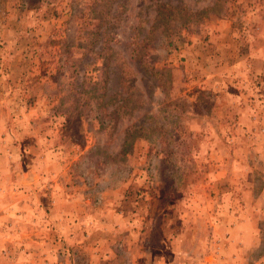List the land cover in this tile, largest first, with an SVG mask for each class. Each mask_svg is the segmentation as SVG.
Masks as SVG:
<instances>
[{
  "label": "rangeland",
  "instance_id": "374dc122",
  "mask_svg": "<svg viewBox=\"0 0 264 264\" xmlns=\"http://www.w3.org/2000/svg\"><path fill=\"white\" fill-rule=\"evenodd\" d=\"M47 1L0 0L2 169L9 152L22 163L33 150L47 176L40 192L76 190L79 216L84 207L106 215V201L115 203L128 219L112 231L130 229L139 243L113 245L115 264L135 253L143 264H264V133L247 131L240 114L264 109L261 95L237 88L231 63L234 47L249 51L247 34L254 50L264 45V0ZM223 21L237 43L225 38L220 51ZM98 25L104 41L92 34ZM95 229L79 220L73 243L52 240L55 259L33 264L101 261L87 234ZM22 248L20 236L0 239V264H26Z\"/></svg>",
  "mask_w": 264,
  "mask_h": 264
},
{
  "label": "crops",
  "instance_id": "0c3cea01",
  "mask_svg": "<svg viewBox=\"0 0 264 264\" xmlns=\"http://www.w3.org/2000/svg\"><path fill=\"white\" fill-rule=\"evenodd\" d=\"M45 4L58 6L59 2L57 4V2L49 0ZM220 25L221 31L225 29L224 21L221 22ZM234 30L235 29L229 27L228 34L225 31L220 33V51L225 48V45L229 46V44L223 40L225 38L230 39L231 42L237 43V40L233 39L235 36L237 37L236 31ZM253 33L255 32L253 31ZM258 33L259 29L255 34ZM255 36L254 34L246 35L245 40L251 44L249 51L239 53L236 47H234L235 50L233 49L234 53L231 56V63L235 61L234 67L236 68V73L233 77H236L234 80L237 82L235 83L237 88L244 84L242 86L248 89V91L251 90L255 95L256 100L261 95L259 102L261 104L257 103L256 105H261L262 109H264V45L258 51L254 50L253 45L255 44ZM233 56H235V60ZM257 62L260 66L256 65ZM257 75H259V77H257ZM256 79L258 81L254 84L253 81ZM220 80L221 85H226L224 84L226 82L222 83L223 79L221 76ZM233 91L237 92L235 90ZM260 112L261 110H251L250 107L249 109H246V111L243 112V110H241L240 112V114L242 113V116L247 117V120L249 121L247 122L249 127L246 130L250 131V125L253 124L254 126L252 129L255 128V135L260 130H262L261 133H264V112H262V114H260ZM5 156L6 154L4 152L0 154V158L2 159H5ZM22 156L25 158V161L20 163L16 160L17 156H15V152H9L8 158H11L13 162L10 163L9 167L5 170L2 169L3 166L0 164L1 173H3V171L9 173V177H3V182L0 183V229L4 226V228H8L9 231L2 233L0 230V239L1 241H4V239L20 236L23 245L22 253H25L27 258L26 264H33L34 260H42L44 263L45 258H48L49 255L52 256V259H55V253L51 254L49 251L52 240L54 241V244H56L54 248L60 247V244L62 243L61 240H63L62 237H64V240L68 243H73L75 241L74 238L76 237V232L72 231V228L77 227V222L79 220H84L86 229L92 230L91 232L96 228L95 233L91 234L87 232V234L93 237L92 243L94 245L90 246L93 252L92 255L97 256V258L102 257L101 261L91 260L86 264H115L111 260L107 261L108 258L111 259L113 257V254H111L113 253V245L123 247L125 250L126 248L129 249L130 246H137V244H139L136 242L135 235L130 233V229L125 231L122 235L117 234L116 231H112L115 225L118 226L119 224V227L123 226L126 223V219H128L127 215L121 218L120 215L116 214L115 210L118 207L115 206V203L106 201L107 205L109 204V207L107 206L106 208L107 210L103 212L106 215L98 216L95 214V216L94 211H92V216V214L86 212V207H84V216H79L75 212V206H77V204L74 203L76 202L75 200H81L75 195L78 192L72 190V188L67 191V189L57 186L53 187V189L47 194L40 192V188H42L41 183L47 176H42L41 172H43V170L33 164L36 160L33 150L23 152ZM124 202L126 201H123L122 203ZM117 206L123 209L125 205L122 204L120 206V204H118ZM111 212H115L114 221L113 218H111ZM48 220H50L54 226L52 231L46 229ZM133 223H135V221ZM61 225L69 227L67 228L68 232L66 233V236H63ZM100 225L102 229L101 231H99ZM135 225H138V223ZM104 230H107L108 234H105ZM100 232H102V234ZM108 238L110 240H108ZM7 252L8 249H5L4 253ZM137 254L138 253L133 254L131 264H143L140 263V261H134ZM34 256L35 258L33 259ZM74 263L70 262L69 264ZM37 264H40V262Z\"/></svg>",
  "mask_w": 264,
  "mask_h": 264
},
{
  "label": "trees",
  "instance_id": "16d2710c",
  "mask_svg": "<svg viewBox=\"0 0 264 264\" xmlns=\"http://www.w3.org/2000/svg\"><path fill=\"white\" fill-rule=\"evenodd\" d=\"M161 7H163V6H166V7H174L173 5H171L169 2H166V1H162L161 2ZM161 15H162V11L161 10H157V12H156V14L154 15V20H158V19H160V17H161ZM167 16L168 17H170L171 16V14H167ZM152 28H154V27H152V25L150 26V28H149V30H152ZM92 34L94 35V36H96V38L98 37L99 39L101 38L102 39V41H104V39L106 40V35H108L109 33H108V30L106 31V29L105 28H101L99 25H98V27L92 32ZM146 37V36H145ZM144 37V38H145ZM106 48L103 46L101 49H100V51H101V53L102 52H104V50H105ZM110 49V48H109ZM106 50H108V49H106ZM108 57V56H107ZM103 65H104V67H108L109 65H113V62L111 61V57L110 58H108V59H104L103 58ZM111 68V67H110ZM104 72H106L105 73V75L107 76L106 77V81L107 80H112V78H114L116 75H117V70H116V68L113 66L111 69H107V68H104ZM110 74V75H109ZM98 84V82H92V85H94V86H96ZM94 91V90H93Z\"/></svg>",
  "mask_w": 264,
  "mask_h": 264
}]
</instances>
